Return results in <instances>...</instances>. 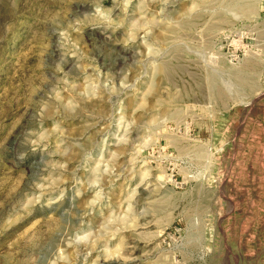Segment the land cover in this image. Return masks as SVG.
Instances as JSON below:
<instances>
[{
	"label": "rangeland",
	"instance_id": "rangeland-1",
	"mask_svg": "<svg viewBox=\"0 0 264 264\" xmlns=\"http://www.w3.org/2000/svg\"><path fill=\"white\" fill-rule=\"evenodd\" d=\"M0 264H264V0H0Z\"/></svg>",
	"mask_w": 264,
	"mask_h": 264
}]
</instances>
